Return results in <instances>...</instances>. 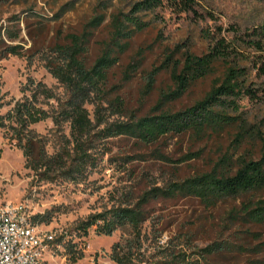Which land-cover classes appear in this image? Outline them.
Here are the masks:
<instances>
[{"label": "rangeland", "instance_id": "obj_1", "mask_svg": "<svg viewBox=\"0 0 264 264\" xmlns=\"http://www.w3.org/2000/svg\"><path fill=\"white\" fill-rule=\"evenodd\" d=\"M139 1L0 0L3 38L23 49L21 56L0 60V120L15 102L36 95L35 85H29V80L35 84L41 82L56 99H61L64 88L44 68L48 48L56 42L63 43L68 34H81L95 13H102L105 21L94 31L84 57L92 65L101 55L103 42L110 40L111 17L120 12L131 14ZM194 1L191 13L174 11L168 0H163V7L141 16L145 27L130 39L128 49L108 74V100L120 99L121 111L107 103L103 114L113 122L155 113L162 96L175 86L171 69L165 68L154 77L153 87L147 91L152 71L170 56H173L172 65L180 62L186 52L201 56L223 39L233 43L238 53L230 57L247 69L248 85L259 96L254 102L243 98L237 102L236 109L226 108L224 112L247 119L264 133V75L258 71L264 52L253 44L264 40L255 35L257 29L264 30V0ZM5 29L12 38H7ZM224 72V65L217 63L212 75L196 81L181 98L165 101L162 109L178 112L193 106L206 96L216 79L223 78ZM35 106L52 115L57 101L40 94ZM86 108L94 119V105L87 104ZM30 129L34 139L44 144L48 156L67 146L70 139L69 125L57 129L50 118ZM6 131L0 129V205L23 204L31 218L36 215L49 218L48 223L37 224L61 238L60 248L49 258V264H116L112 260V248L130 237V229H119L109 237L91 229L84 236L78 230L81 223L113 207L135 205L151 187L209 172L224 156L232 157L234 163L239 157L258 159L262 149L261 143L249 139L238 145L235 125L201 136L192 131L172 135L149 147L133 138H114L96 143L99 159L84 176L74 181L67 176L46 181L27 167L22 151L10 140V131L8 135ZM156 151L168 160L153 157L151 154ZM196 153L197 157L187 160L186 156ZM262 195L252 192L225 198L212 207L191 197L153 202L146 208L150 219L143 227V250L165 244L178 232H190L195 234V244L199 247L216 239H227L241 247L215 257L217 264H264V225L239 220L224 229L225 218L232 210Z\"/></svg>", "mask_w": 264, "mask_h": 264}, {"label": "trees", "instance_id": "obj_2", "mask_svg": "<svg viewBox=\"0 0 264 264\" xmlns=\"http://www.w3.org/2000/svg\"><path fill=\"white\" fill-rule=\"evenodd\" d=\"M194 3V0H168L169 7L179 13L194 12ZM163 5V0H141L134 5L131 14H114L110 23V40L103 42L101 55L92 65H88L84 57L94 31L105 21L104 14L95 13L81 34H68L63 43H54L48 48V55L44 56V68L64 88L63 97L56 99L44 84H35L29 80V85H35L36 95L15 102L13 108L0 120V129L6 128V135L10 131V140L22 151L27 167L38 178L55 181L67 176L74 181L96 166L99 159L96 153L97 142L128 137L149 147L164 138L188 131L201 136L225 126H237L235 142L238 145L248 139L261 143V156L258 159L239 157L234 163L232 157L224 156L209 172L169 181L164 186L151 187L135 205L113 207L92 215L78 227L84 236L95 229L96 234L107 237L119 229H130V237L122 239L112 248V260L116 264H217L215 257L241 247L227 239H216L205 247H199L195 244V234L178 232L165 244L154 246L152 250H143V227L150 219L146 208L156 201L191 197L212 207L225 198L252 192L264 194V133L247 119L224 112L226 108L236 109L237 102L243 98L252 102L259 99L258 91L248 85L247 69L230 57L238 53L233 43L218 40L209 52L201 56L186 52L182 60L173 65L170 63L173 56H170L161 67L155 68L150 74L147 91L152 89L154 77L165 68L171 69L175 86L173 91L162 96L155 113L113 122L103 114L107 103L115 106L118 111H121L123 105L120 99L114 102L108 100L109 71L128 49L130 39L145 27L141 16L155 12ZM4 34L12 38L6 29ZM255 35L256 38L264 39V30L257 29ZM3 37L0 28V60L8 56H21L22 47L6 42ZM262 43L264 40H257L253 44L256 49L264 52ZM217 63L225 67L223 78L214 81L211 90L202 100L178 112L162 109L165 101L181 98L196 81L212 75ZM258 71L264 75V61ZM129 72H126V78ZM40 94L46 99L57 101L56 111L52 115L35 106L37 95ZM87 104L95 107L94 119L86 108ZM48 118L57 129L63 125H69L70 128L67 146L61 147L53 156L47 155L44 144L34 139L30 129V126ZM151 155L156 159L168 160L160 151ZM197 156V153L190 154L186 158L191 160ZM239 220L264 225V195L256 201L251 199L243 202L240 209L232 210L225 218L224 229H229L232 222ZM31 221L33 224L48 223L49 218L36 215ZM60 241L61 238L56 239L55 243Z\"/></svg>", "mask_w": 264, "mask_h": 264}, {"label": "built area", "instance_id": "obj_3", "mask_svg": "<svg viewBox=\"0 0 264 264\" xmlns=\"http://www.w3.org/2000/svg\"><path fill=\"white\" fill-rule=\"evenodd\" d=\"M56 239L33 224L27 206L0 205V264H49L60 248Z\"/></svg>", "mask_w": 264, "mask_h": 264}]
</instances>
